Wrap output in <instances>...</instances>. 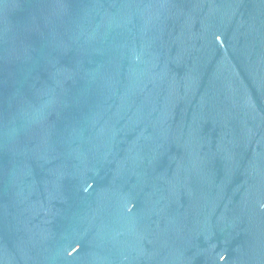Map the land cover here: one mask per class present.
I'll return each instance as SVG.
<instances>
[{
  "label": "water",
  "instance_id": "obj_1",
  "mask_svg": "<svg viewBox=\"0 0 264 264\" xmlns=\"http://www.w3.org/2000/svg\"><path fill=\"white\" fill-rule=\"evenodd\" d=\"M0 264H264V0H0Z\"/></svg>",
  "mask_w": 264,
  "mask_h": 264
}]
</instances>
